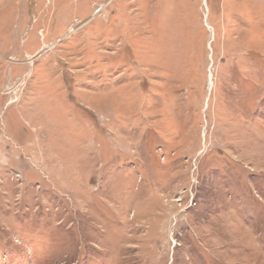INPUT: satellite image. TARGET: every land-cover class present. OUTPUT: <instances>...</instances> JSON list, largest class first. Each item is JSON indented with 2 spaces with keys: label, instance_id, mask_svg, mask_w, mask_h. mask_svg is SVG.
<instances>
[{
  "label": "rangeland",
  "instance_id": "374dc122",
  "mask_svg": "<svg viewBox=\"0 0 264 264\" xmlns=\"http://www.w3.org/2000/svg\"><path fill=\"white\" fill-rule=\"evenodd\" d=\"M0 264H264V0H0Z\"/></svg>",
  "mask_w": 264,
  "mask_h": 264
},
{
  "label": "bare ground",
  "instance_id": "6f19581e",
  "mask_svg": "<svg viewBox=\"0 0 264 264\" xmlns=\"http://www.w3.org/2000/svg\"><path fill=\"white\" fill-rule=\"evenodd\" d=\"M210 86H211V82H210Z\"/></svg>",
  "mask_w": 264,
  "mask_h": 264
}]
</instances>
